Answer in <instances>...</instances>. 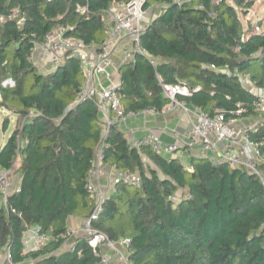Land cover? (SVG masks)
<instances>
[{
	"label": "trees",
	"instance_id": "16d2710c",
	"mask_svg": "<svg viewBox=\"0 0 264 264\" xmlns=\"http://www.w3.org/2000/svg\"><path fill=\"white\" fill-rule=\"evenodd\" d=\"M130 1L0 0V109L17 117L0 146V168L11 167L18 150L23 155L19 191L7 197L20 216L0 209L2 247L20 264L98 262L84 237H75L74 252L59 248L68 219L82 221L94 209L85 184L101 147L104 163L136 172L140 185L116 184L90 224L111 239L129 238L132 264H264V185L257 175L199 156H191L186 167L149 146L132 147L115 121H101L91 99L69 107L85 80L74 57L65 56L49 73L31 63L33 44L59 25L68 27L67 36L101 45L110 25L104 11ZM252 5L253 0H143V9L152 8L139 36L146 52L133 53L118 68L125 111H161L169 99L160 84L184 83L198 87L186 98L209 116L228 117L241 105L242 118L259 114L264 120V112L253 107L256 90L264 89V31L241 40L237 10L246 14ZM6 79L13 86H2ZM8 123L5 117L3 130ZM249 135L260 140L264 121ZM259 170L264 174V163ZM27 226L49 233L47 245L26 253Z\"/></svg>",
	"mask_w": 264,
	"mask_h": 264
},
{
	"label": "built area",
	"instance_id": "2783aa9c",
	"mask_svg": "<svg viewBox=\"0 0 264 264\" xmlns=\"http://www.w3.org/2000/svg\"><path fill=\"white\" fill-rule=\"evenodd\" d=\"M179 2L180 0H172ZM218 1V0H217ZM143 0H131L129 3L118 2L114 7L104 11V15L110 18V25L106 29L107 39L98 46L84 43L81 39L65 35L68 27L59 25L45 35L41 42H35L30 50L29 59L37 70L42 73H49L62 63L65 56L74 57L79 68L84 75V84L77 94L72 105L85 99H91L98 111L102 114L104 122L108 125L112 119L116 121L124 120L132 115L160 114L180 109L188 118V131L185 138L173 143H166L153 132H148L135 139L132 147L140 148L149 146L156 154L170 157L178 151L190 153L198 147L199 157L207 158L212 164H228L243 168L247 173L257 175L264 185V174L259 170V166L264 163V136L260 140H252L251 132L257 124L264 120L257 114L255 117H241L246 111L241 105L226 117L222 112L214 116H209L198 106L188 101L192 91L198 87L190 88L184 83L166 84L161 83L164 95L169 99V103L161 110L155 107H145L138 111L126 112L121 101L118 89L120 82H109L104 84L102 79L109 77L110 70H117L135 52L146 51L139 46V36L143 31L150 10L142 8ZM199 7H202L200 4ZM85 6H77V11L84 12ZM16 13L12 14L15 17ZM2 20V17H0ZM241 40H245L250 33H260L264 31L256 26L253 29L244 28ZM120 41L131 44L130 48L121 51V57H117L115 51ZM119 58V59H118ZM151 63H155L150 58ZM237 72V69H234ZM242 81H248V75H240ZM11 79H6L2 86H13ZM70 105L69 107H71ZM253 107L258 112H264V94L258 93V98L253 102ZM25 142V141H24ZM20 142L19 147L22 146ZM23 155L17 156L8 169L0 168V209L6 213H20L8 202L11 192L19 191L20 176L18 168ZM181 163L182 160L179 159ZM103 153L101 147L97 150L95 158L91 161L86 176V190L94 202V209L89 218L81 221L80 234L92 247L93 253L99 258L95 264H114L112 255L117 259L115 264H132L128 258L129 238L111 239L104 232L91 226V219L95 218L104 207V201L114 186L120 182L138 187L140 177L136 172L128 170H118L112 164H108L114 173L109 176L108 182L102 184V168L104 166ZM184 165V164H183ZM186 167L188 165L185 164ZM64 240L59 248L61 251H75V233L68 229L63 234ZM50 234L42 232L36 226H27L23 233V247L26 253L42 249L50 241ZM103 248L110 252H105ZM29 261V260H28ZM0 264H20L12 261L9 250L2 247L0 241Z\"/></svg>",
	"mask_w": 264,
	"mask_h": 264
},
{
	"label": "crops",
	"instance_id": "0c3cea01",
	"mask_svg": "<svg viewBox=\"0 0 264 264\" xmlns=\"http://www.w3.org/2000/svg\"><path fill=\"white\" fill-rule=\"evenodd\" d=\"M131 44L126 41H120L119 46L117 47L115 54L117 57H121V51L124 48H130ZM118 58V59H119ZM42 73V72H41ZM104 84L109 82H120L119 69L110 70L109 77L102 79ZM72 105V104H71ZM101 121L104 122L102 114L98 111ZM16 116V115H15ZM17 118V117H16ZM117 126L127 137V141L131 144L135 139L141 137L142 135L153 132L156 136L161 138L166 143H173L179 141L180 139L185 138V134L188 131V118L182 113L178 108L168 111L166 113L160 114H144V115H132L126 117L124 120L116 121ZM16 123V120H15ZM200 152L198 147L193 149L190 153L185 151H178L172 154L170 157L178 158L182 160V164L189 166V160L191 156H199ZM102 176L100 182L106 184L110 175L114 173L110 165L104 164L102 168ZM81 219L78 217H70L68 219V229L73 231L76 237H81L80 227ZM105 252H110L108 249L103 248ZM113 263H118L114 255H112Z\"/></svg>",
	"mask_w": 264,
	"mask_h": 264
},
{
	"label": "rangeland",
	"instance_id": "374dc122",
	"mask_svg": "<svg viewBox=\"0 0 264 264\" xmlns=\"http://www.w3.org/2000/svg\"><path fill=\"white\" fill-rule=\"evenodd\" d=\"M228 2H232V0H228ZM239 7H242L239 6ZM237 7V10L240 11L239 15H240V20L243 24L244 28H250L253 29V27L259 26L261 27V30L264 29V0H253V5L248 9L246 14H242L241 13V8ZM107 17V16H106ZM108 21H110L108 18ZM40 72V70H38ZM256 92L264 94V89H258V91L256 90ZM7 117L9 120L8 126L5 130L2 129V121L3 119ZM15 120H16V116L15 114L6 111L4 109H0V146L2 144H4V142L7 140V138L9 137V135L11 134L13 127L15 126ZM176 195H179V192L176 193ZM176 196V200L177 198H179V196Z\"/></svg>",
	"mask_w": 264,
	"mask_h": 264
}]
</instances>
